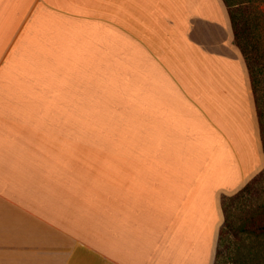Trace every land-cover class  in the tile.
I'll return each mask as SVG.
<instances>
[{
	"label": "crops",
	"instance_id": "0c3cea01",
	"mask_svg": "<svg viewBox=\"0 0 264 264\" xmlns=\"http://www.w3.org/2000/svg\"><path fill=\"white\" fill-rule=\"evenodd\" d=\"M262 171L224 0H0V264H215Z\"/></svg>",
	"mask_w": 264,
	"mask_h": 264
},
{
	"label": "trees",
	"instance_id": "16d2710c",
	"mask_svg": "<svg viewBox=\"0 0 264 264\" xmlns=\"http://www.w3.org/2000/svg\"><path fill=\"white\" fill-rule=\"evenodd\" d=\"M228 7L236 44L247 61L254 89L264 146V95L260 86L264 73V0H224ZM262 60V64H261ZM245 195H250L247 198ZM224 224L220 231L216 263L220 247L234 237L242 245L239 264H264V171L233 195L222 196ZM238 256V257H239Z\"/></svg>",
	"mask_w": 264,
	"mask_h": 264
},
{
	"label": "rangeland",
	"instance_id": "374dc122",
	"mask_svg": "<svg viewBox=\"0 0 264 264\" xmlns=\"http://www.w3.org/2000/svg\"><path fill=\"white\" fill-rule=\"evenodd\" d=\"M261 9L264 10V5L261 7ZM261 49L264 52V35H263L262 42H261ZM263 56H264V54H263ZM263 60H264V57H263ZM261 64H262V60H261ZM261 78L263 79V81H262V84L260 86V89L264 95V73L261 74ZM237 192L238 191H236L232 194H226V195L230 196V195H233ZM248 196H250V195H245L246 198ZM260 241H261V243L262 242L264 243V239L263 240L260 239ZM241 245L242 244L240 242H237L234 237L227 238V241H225V243L219 249L220 250L219 252H221V256L219 257V262H217L215 264H239L240 261L238 262V260L240 258L239 252H240Z\"/></svg>",
	"mask_w": 264,
	"mask_h": 264
}]
</instances>
